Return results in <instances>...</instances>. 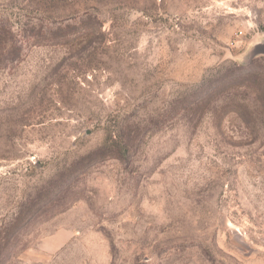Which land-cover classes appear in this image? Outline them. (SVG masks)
<instances>
[{"label":"rangeland","instance_id":"374dc122","mask_svg":"<svg viewBox=\"0 0 264 264\" xmlns=\"http://www.w3.org/2000/svg\"><path fill=\"white\" fill-rule=\"evenodd\" d=\"M264 0H0V264H264Z\"/></svg>","mask_w":264,"mask_h":264},{"label":"water","instance_id":"95a60500","mask_svg":"<svg viewBox=\"0 0 264 264\" xmlns=\"http://www.w3.org/2000/svg\"><path fill=\"white\" fill-rule=\"evenodd\" d=\"M259 55H264V43H260L255 46L253 52H252V57H257Z\"/></svg>","mask_w":264,"mask_h":264}]
</instances>
